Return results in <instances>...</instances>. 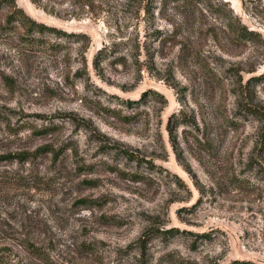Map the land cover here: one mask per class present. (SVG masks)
<instances>
[{
	"label": "rangeland",
	"instance_id": "1",
	"mask_svg": "<svg viewBox=\"0 0 264 264\" xmlns=\"http://www.w3.org/2000/svg\"><path fill=\"white\" fill-rule=\"evenodd\" d=\"M263 73L264 0L0 2V264H264Z\"/></svg>",
	"mask_w": 264,
	"mask_h": 264
},
{
	"label": "trees",
	"instance_id": "2",
	"mask_svg": "<svg viewBox=\"0 0 264 264\" xmlns=\"http://www.w3.org/2000/svg\"><path fill=\"white\" fill-rule=\"evenodd\" d=\"M8 0H0V2H6ZM11 4H13V0H11ZM7 24L9 23H18L19 25H21L20 27H22L23 29L27 30V34L31 37V40H36L38 41V38H34L30 35L31 32L37 33V34H43L45 32H51L55 35H65L64 32L59 31L55 28H51L49 26H46L42 23H38L36 21H34L32 18L26 17L24 16V13H22L20 10L15 11L14 13H11L10 15L7 16ZM234 33L236 34L237 38L240 37H244V38H249L255 36L256 34H254V32L252 31H248L246 28H244V26H235ZM26 35L21 36V38L26 37ZM258 78H262L264 79V73L261 74ZM255 113H259L258 110H254Z\"/></svg>",
	"mask_w": 264,
	"mask_h": 264
}]
</instances>
